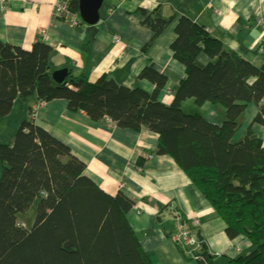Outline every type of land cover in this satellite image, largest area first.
Instances as JSON below:
<instances>
[{"label": "trees", "instance_id": "obj_1", "mask_svg": "<svg viewBox=\"0 0 264 264\" xmlns=\"http://www.w3.org/2000/svg\"><path fill=\"white\" fill-rule=\"evenodd\" d=\"M67 9L78 15V0H69ZM138 13L152 34L145 52L175 18L163 17L158 8ZM174 32L169 49L184 75L170 105L157 99L166 80L152 66L138 76L154 85L151 92L105 78L90 83L69 73L58 85L51 79L47 44L37 41L25 50L0 41V119L16 100L34 96V106L64 99L70 112L93 122L107 119L121 129L156 134V154L169 156L185 173L224 222L226 236L249 242L248 253L227 264H264V147L251 129L252 124L264 128V64L257 68L226 50L187 18L177 19ZM199 55L208 58L206 65L198 63ZM187 99L197 106L220 105L225 119L218 125L184 113ZM249 104L258 112L234 142ZM27 115L13 140L0 144V264H151L127 221L134 201L103 192L83 175V162L34 123L32 107ZM143 162L137 160L139 169ZM35 201V219L27 230L18 215ZM195 255L198 264H217L207 246Z\"/></svg>", "mask_w": 264, "mask_h": 264}, {"label": "crops", "instance_id": "obj_2", "mask_svg": "<svg viewBox=\"0 0 264 264\" xmlns=\"http://www.w3.org/2000/svg\"><path fill=\"white\" fill-rule=\"evenodd\" d=\"M57 1L3 0L0 41L25 50L37 41L43 42L51 48L49 58L54 69L66 68L72 77L84 75L90 83L105 78L128 89L151 92L154 85L138 76L152 66L166 80L157 97L164 105L172 103L184 75L183 65L169 49L178 18L202 27L226 50L253 66L264 64V0H104L99 21L92 26H71L69 21L55 17ZM157 8L163 17L174 16L175 20L143 52L152 34L141 24L138 10L150 12ZM197 61L204 66L208 58L199 55ZM34 101L33 96L21 102L22 116L26 114L27 118L28 108L32 107L34 123L83 162L86 178L106 194L120 192L134 201L127 221L151 264H198L190 254L193 248L180 247L181 252L172 241L180 226L195 234L200 231L217 264H227L228 259L248 253L249 242L241 236H226L224 222L175 162L156 154V134L121 129L107 119L93 122L83 113L70 112L64 99L37 106ZM182 110L197 113L212 124L219 125L225 119V111L218 104L197 106L187 99ZM257 112L253 104L247 105L232 141L241 139ZM251 129L264 147V128L252 124ZM12 140L13 135L0 139V144ZM139 158L144 159L142 169L136 165Z\"/></svg>", "mask_w": 264, "mask_h": 264}, {"label": "built area", "instance_id": "obj_3", "mask_svg": "<svg viewBox=\"0 0 264 264\" xmlns=\"http://www.w3.org/2000/svg\"><path fill=\"white\" fill-rule=\"evenodd\" d=\"M69 0H58L54 7V14L55 17H58L59 19H64L69 21V24L71 26H77L79 24V17L77 14H71L68 9ZM0 5L3 7L4 2L3 0H0ZM194 225H197V222H194ZM188 228L184 226H180L181 233L179 235L173 236L172 241L179 247H192V251H190V254L192 255L194 260H197V256L195 255V252L198 251L200 248V243L197 241L196 235L193 232H189L187 230ZM197 250V251H196Z\"/></svg>", "mask_w": 264, "mask_h": 264}, {"label": "water", "instance_id": "obj_4", "mask_svg": "<svg viewBox=\"0 0 264 264\" xmlns=\"http://www.w3.org/2000/svg\"><path fill=\"white\" fill-rule=\"evenodd\" d=\"M103 1L104 0H78V16L83 24L92 26L98 23L99 10ZM68 73L66 68H60L53 69L50 75L52 81L59 85L65 82ZM195 235L200 246H206L200 231H197Z\"/></svg>", "mask_w": 264, "mask_h": 264}, {"label": "rangeland", "instance_id": "obj_5", "mask_svg": "<svg viewBox=\"0 0 264 264\" xmlns=\"http://www.w3.org/2000/svg\"><path fill=\"white\" fill-rule=\"evenodd\" d=\"M22 103L20 101L16 102V107L13 109L10 116L6 117L5 119L0 120V139H6L8 136L11 137V135L14 136L16 129L18 125L26 118V114H23L20 112L19 106H21ZM186 113V112H184ZM23 118V119H22ZM3 144V143H2ZM0 174H1V165H0ZM37 207V202L35 201L30 208L24 212L20 213L18 215V222L21 223V225L27 229L30 230L34 219H35V211ZM181 233V231L178 230V235Z\"/></svg>", "mask_w": 264, "mask_h": 264}]
</instances>
